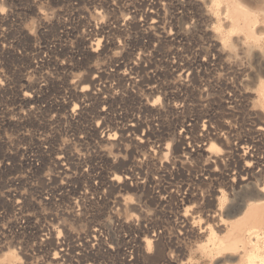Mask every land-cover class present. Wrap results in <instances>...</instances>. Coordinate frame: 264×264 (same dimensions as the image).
<instances>
[{"label":"rangeland","instance_id":"obj_1","mask_svg":"<svg viewBox=\"0 0 264 264\" xmlns=\"http://www.w3.org/2000/svg\"><path fill=\"white\" fill-rule=\"evenodd\" d=\"M53 1L0 5L25 13L7 36L15 51L0 52L13 63L0 69V120L31 110L28 133L0 127V264L8 251L35 264L41 229L43 264H264V172L204 179L208 164L250 161L221 156L231 146L257 140L264 154V0ZM38 23L47 33L32 52ZM206 129L211 159L192 137ZM179 132L190 139L177 147ZM251 250L261 259L246 262Z\"/></svg>","mask_w":264,"mask_h":264},{"label":"bare ground","instance_id":"obj_2","mask_svg":"<svg viewBox=\"0 0 264 264\" xmlns=\"http://www.w3.org/2000/svg\"><path fill=\"white\" fill-rule=\"evenodd\" d=\"M213 1V0H212ZM58 1L57 0H54L53 1V3H55L56 5H59L60 3H57ZM119 2V1H118ZM187 4H191L189 1H187ZM139 6V5H138ZM156 6V5H155ZM181 6V5H180ZM113 7V6H112ZM160 11V10H159ZM158 13V12H157ZM51 14V13H50ZM128 16V15H127ZM130 17V16H129ZM51 18V17H50ZM95 20V19H94ZM124 21V20H123ZM143 21V20H142ZM156 23V22H155ZM128 24V23H127ZM101 32V31H100ZM160 34H161V37L163 36V35H166L167 33L164 31V27L161 29V32H160ZM173 35L175 36V37H182V35L184 36V34H178L177 32H175V33H173ZM172 36V35H171ZM174 37V38H175ZM141 41V40H140ZM184 51V50H183ZM70 52V51H69ZM211 54V53H210ZM228 55V54H227ZM206 57V56H205ZM200 58V57H199ZM215 60H216V58H215ZM194 61V60H193ZM200 61V60H199ZM175 62V61H174ZM171 63V68H173V70L174 69H177V68H179L180 66L182 67V68H186L188 71H189V69H191V65L187 62V63H183V62H180V63H183V64H176V63ZM196 62V61H195ZM203 62V61H202ZM205 62V61H204ZM199 63V62H198ZM206 63V62H205ZM204 63V64H205ZM198 65V64H197ZM207 66V65H206ZM170 68V67H169ZM185 70V69H184ZM192 70V69H191ZM235 70V69H234ZM92 71V70H91ZM174 72H176V71H174ZM191 73H192V71H191ZM190 73V74H191ZM190 74H189V76H190ZM126 76V75H125ZM188 76V75H187ZM87 77V76H86ZM94 77H96V76H94ZM88 78V77H87ZM131 80V79H130ZM188 80V79H187ZM126 81V80H125ZM83 82V81H82ZM127 82V81H126ZM146 82H148V80L146 81ZM80 83V78L78 79V81H76L75 83H73L71 86H70V88H68L69 90H70V97H76V98H78L79 96H80V89H77V84H79ZM157 83V82H156ZM31 86V85H30ZM155 86V85H154ZM150 89V88H149ZM85 91V90H84ZM154 92V91H153ZM87 95V94H86ZM176 95V94H175ZM23 96L24 97H26V93H23ZM72 99V98H71ZM152 105V104H151ZM150 105V106H151ZM75 106H76V104H75ZM80 108V107H79ZM78 108V109H79ZM149 108V107H148ZM106 110V109H105ZM80 113V112H79ZM72 116V115H71ZM206 121V120H205ZM186 122V125H185V127L183 128V129H181L184 133H186L187 131H190V132H194V130H195V128H194V126H195V122H193V121H189V119L188 120H186L185 121ZM103 124V123H102ZM125 125V124H124ZM217 125H219V124H217ZM221 126V125H220ZM136 128H137V124H135V123H131L130 124V126H129V129H132V130H136ZM222 128V127H221ZM202 129V128H201ZM204 129V128H203ZM208 129V128H207ZM205 130V132H203V133H200L199 134V136H192V137H194L196 140H197V142H198V144H197V152H198V155H200V156H202V155H204V153L205 154H207L208 156V158L209 159H211L210 157H209V154H210V148L212 147V146H214L215 145V143H214V140L212 141V140H209V142H208V135H209V130ZM258 129V128H257ZM197 130H198V128H197ZM211 130V129H210ZM125 131H127V130H125ZM214 137V136H213ZM116 138V137H115ZM176 146L177 147H179L181 144H183L184 143V141L186 140V139H190V138H186V137H184V135L182 134V133H178L177 135H176ZM112 139V138H111ZM194 139V140H195ZM210 139V138H209ZM193 140V141H194ZM188 141V140H187ZM134 142V141H133ZM142 142V141H141ZM196 142V143H197ZM256 142H257V140H255V141H250V143L249 144H251V147H250V145H246V146H241V147H236V145L234 146V147H230V150H222V153H221V156H228L229 154H234V156H236L238 159H243L242 157L243 156H249L250 157V161L247 163H245L244 164V162H243V165H242V163L239 165V167H237L236 168V170L235 169H233V171L230 173L229 171H227L226 173H220V172H217L216 170H214V169H212L211 168V164H208V167L204 170V174L206 175L205 176V178L204 179H210V178H213V179H217V178H219V177H221V178H224V179H226V180H228V178L230 177V176H232V177H230L229 179H231L232 180V178H235V177H237V176H239L240 178H241V181H243V180H245V179H249V176L251 175V173H252V171H253V168H256L257 169V172L259 171V173H262V172H264V154H261V153H258V151H255V150H253V147L255 146V144H256ZM118 142H116V144H117ZM190 143V142H189ZM188 144V143H187ZM118 145V144H117ZM141 145V144H140ZM143 145H144V143H143ZM142 145V146H143ZM67 148H68V146H66ZM69 149V148H68ZM242 151V154H243V156H241L240 155V153H239V151ZM232 151H234V153L232 152ZM212 152V151H211ZM212 153H214V152H212ZM212 153H211V155H212ZM215 154V153H214ZM216 155V154H215ZM220 157V156H219ZM207 158V160H209ZM218 158V157H217ZM217 158H215L216 160H217ZM213 159V158H212ZM222 161V160H221ZM207 162H209V161H207ZM216 163V162H215ZM237 163H240L239 161L237 162ZM261 171V172H260ZM256 172V173H257ZM256 173H253V174H256ZM242 176H244L243 178H242ZM128 178V177H127ZM238 180V179H237ZM244 182V181H243ZM262 183H264V182H261V186H262ZM260 184V183H259ZM259 184H257L258 186H259ZM256 185V186H257ZM244 186H247V185H240L239 187H244ZM260 187V186H259ZM263 187V186H262ZM257 189H259L258 187H256ZM264 188V187H263ZM111 189V188H110ZM252 191H250V193H251ZM19 210L21 209V207L19 206V208H18ZM17 224H18V222H15L14 223V225H10V227H12V226H17ZM255 229V228H254ZM141 230H143V232H144V229L141 227L140 229H139V231L141 232ZM245 230V229H244ZM253 230V229H252ZM212 231V230H211ZM250 231V230H249ZM246 233V232H245ZM212 235V234H211ZM251 237V236H250ZM249 237V238H250ZM246 239V238H245ZM252 241H253V239H252ZM251 241V242H252ZM255 241V240H254ZM70 242L68 241V240H59V241H57V243L56 244H58L59 246H60V251H63L64 250V245H68ZM215 243V242H214ZM257 243V242H256ZM253 248V247H252ZM257 248V247H256ZM214 249V248H213ZM158 250V249H157ZM161 250V249H160ZM210 250V249H209ZM209 250H207V251H209ZM254 250H255V248H254ZM155 254V253H154ZM158 254V253H157ZM157 256H160V255H157ZM157 256L155 257V258H157ZM153 257V256H152ZM255 258H259V255H258V253H256L255 251H249L247 254H246V257H245V260H246V262H249V263H251V262H253L254 261V259ZM3 259L4 260H6V263L7 264H15L16 263V260H17V256H16V254L13 252V251H8V252H5V254H4V257H3ZM158 259V258H157ZM259 259H261V258H259ZM261 262H263L262 260H261Z\"/></svg>","mask_w":264,"mask_h":264},{"label":"built area","instance_id":"obj_3","mask_svg":"<svg viewBox=\"0 0 264 264\" xmlns=\"http://www.w3.org/2000/svg\"><path fill=\"white\" fill-rule=\"evenodd\" d=\"M22 1L24 0H0V5H17L20 4ZM34 1V0H33ZM49 0H44V2H48ZM20 15L25 16V13H20V11H13V10H8L4 11V12H0V52L2 54L7 53V52H14L15 51V40H8L7 36H9L10 34L16 37H19V34L17 35V31L16 28H14L15 26H17V20L14 18L17 17L19 19ZM44 19V18H43ZM33 27H38L37 30H35L36 34L32 35V47L31 50L33 51H39L42 47H44V45H42L43 41L41 40L42 37L46 36L47 33V25L46 24H42L40 25V23L33 24ZM9 30V31H6ZM19 43V42H18ZM12 62L8 61L7 59L4 58V56H0V69L4 70L7 69L8 67L12 66ZM0 93L1 94H6L7 92L4 89V83L0 82ZM33 99L32 95H29L26 97H20L18 100L23 102H30V100ZM32 107V105L30 106ZM12 109H16V106L12 107ZM30 115H31V110L27 111V110H23L20 111L16 114H14V119L9 118V119H2L0 120V127L4 126L6 124H11L14 127H21V130L25 133H28L30 131V128L27 127V125L30 124ZM12 117V115H10ZM23 150H25V146L21 147ZM17 149V148H16ZM26 157L24 158L25 162V173H24V180L26 181L27 179V183H28V188L30 189V185L32 184V178H33V173H34V163L32 161V159H30L29 154H27L26 152ZM26 198V197H25ZM19 208V207H18ZM1 213V211H0ZM48 232L47 231H43L41 229L40 233H36V231L33 230V232L31 233L32 238H37L34 239L33 241V245L34 247L36 246L35 244L37 243V248L39 250V257L41 259L38 260V256L37 254L34 252V255H36L37 257H35L36 261L35 264H43V259L42 256H44L46 254V243L47 240L49 239L48 236ZM37 235V236H36ZM7 236V231H6V227L4 226H0V240L2 238H5ZM63 240V239H62ZM59 240H56V243ZM60 251V248H59ZM62 252V251H61ZM63 254H61L62 256ZM46 258V256H45ZM59 258V256H58Z\"/></svg>","mask_w":264,"mask_h":264},{"label":"snow or ice","instance_id":"obj_4","mask_svg":"<svg viewBox=\"0 0 264 264\" xmlns=\"http://www.w3.org/2000/svg\"><path fill=\"white\" fill-rule=\"evenodd\" d=\"M4 11V9H0V12ZM150 250V249H149Z\"/></svg>","mask_w":264,"mask_h":264}]
</instances>
